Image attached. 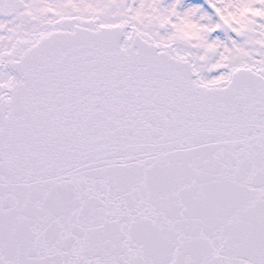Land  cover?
Wrapping results in <instances>:
<instances>
[{"label": "snow or ice", "instance_id": "snow-or-ice-1", "mask_svg": "<svg viewBox=\"0 0 264 264\" xmlns=\"http://www.w3.org/2000/svg\"><path fill=\"white\" fill-rule=\"evenodd\" d=\"M0 264H264V0H0Z\"/></svg>", "mask_w": 264, "mask_h": 264}]
</instances>
